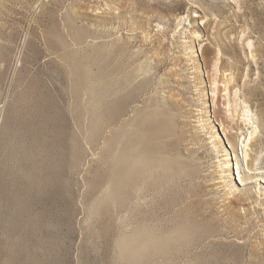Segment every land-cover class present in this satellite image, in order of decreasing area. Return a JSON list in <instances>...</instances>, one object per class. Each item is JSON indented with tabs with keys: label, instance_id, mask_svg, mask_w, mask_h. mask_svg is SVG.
I'll return each instance as SVG.
<instances>
[{
	"label": "rangeland",
	"instance_id": "rangeland-1",
	"mask_svg": "<svg viewBox=\"0 0 264 264\" xmlns=\"http://www.w3.org/2000/svg\"><path fill=\"white\" fill-rule=\"evenodd\" d=\"M167 263L264 264V0H0V264Z\"/></svg>",
	"mask_w": 264,
	"mask_h": 264
},
{
	"label": "bare ground",
	"instance_id": "bare-ground-1",
	"mask_svg": "<svg viewBox=\"0 0 264 264\" xmlns=\"http://www.w3.org/2000/svg\"><path fill=\"white\" fill-rule=\"evenodd\" d=\"M225 90L226 89H229V86L227 87H225L224 88ZM245 91V90H244ZM230 92H231V90H230ZM237 92H239V91H237ZM242 92V91H241ZM241 92H240V95H242L241 94ZM229 93V92H228ZM230 94V93H229ZM243 94H245L244 96H245V100L243 101V103H246L245 104V109H246V111H247V113L248 112H250L251 111V104H250V102H248L249 100H247V97H246V93L245 92H243ZM231 95V94H230ZM242 97V96H241ZM249 99V98H248ZM228 102H229V104H230V100H228ZM232 114V113H231ZM231 114H229L230 115V117H231ZM228 115V116H229ZM234 115V114H233ZM234 117V116H233ZM232 117V119L234 120V118ZM247 117H248V121L249 120H252L253 119V117H252V115H250V114H247ZM150 118V117H149ZM153 118V117H152ZM160 119V118H159ZM153 120H156V119H153ZM254 123V122H256L255 120L254 121H251V123ZM125 123V122H124ZM157 124V123H156ZM166 124V123H165ZM168 124V123H167ZM127 125H129V124H127ZM143 125H145V123L143 124ZM148 125V124H147ZM124 126V125H123ZM126 126V125H125ZM149 126V125H148ZM156 126V125H155ZM164 126H166V125H164ZM149 128V127H148ZM147 128V129H148ZM156 128H158L157 126H156ZM164 128V127H163ZM142 129V128H141ZM149 131V130H148ZM148 131H147V133H148ZM160 131V130H159ZM227 132V131H226ZM252 134V133H251ZM136 135V134H135ZM139 135V134H138ZM149 135V134H148ZM148 137V136H147ZM147 137H146V139H147ZM141 139V138H140ZM228 139H229V137H228ZM141 145V144H140ZM155 145V144H154ZM246 145H249L248 144V141L245 143V146ZM254 145H255V142H254ZM111 147V146H110ZM150 149V148H149ZM110 150V149H109ZM248 150V149H247ZM152 151V150H151ZM155 151V150H154ZM152 153V152H151ZM249 153V152H248ZM248 153H247V151H246V156L248 155ZM158 154V153H157ZM164 154V153H163ZM127 157V156H126ZM140 157V156H139ZM146 157V156H145ZM128 158V157H127ZM168 158V157H167ZM139 159V158H138ZM141 159V158H140ZM128 160V159H127ZM144 160V159H143ZM143 160H140V163H141V161H143ZM251 160V159H250ZM253 160V159H252ZM155 161V160H154ZM153 161V162H154ZM149 162V161H148ZM253 162V161H252ZM138 163V162H137ZM139 163V165H141ZM162 163V162H161ZM126 164H127V162H126ZM133 164V163H132ZM136 164V163H135ZM135 164H134V166H135ZM248 164H249V162H248ZM251 164V163H250ZM252 165V164H251ZM249 166V165H248ZM253 166V165H252ZM132 167V166H131ZM163 167V166H162ZM126 169V168H125ZM131 169V168H130ZM139 169H140V167H139ZM142 169V168H141ZM188 169V168H187ZM128 170V169H127ZM159 170V169H158ZM164 170V169H163ZM170 170V169H169ZM139 171H142V170H139ZM133 172V171H132ZM137 171H135V173H136ZM143 173V172H142ZM160 174V173H159ZM125 175V174H124ZM128 177V176H127ZM109 178V177H108ZM125 178V177H124ZM130 178V177H129ZM137 178V177H136ZM155 178V177H154ZM172 179V178H171ZM131 180V179H130ZM175 181H177V180H175ZM114 182H116V181H114ZM134 182H135V180H134ZM158 182V181H157ZM163 182V181H162ZM113 183V182H112ZM165 183V182H164ZM126 184V183H125ZM140 184V183H139ZM149 184V183H148ZM136 185H137V183H136ZM156 185V184H155ZM126 186H128V185H126ZM134 186V185H133ZM144 186V185H143ZM159 186H161V185H159ZM171 186V185H170ZM163 187V186H162ZM112 188V187H111ZM158 188V187H157ZM161 188V187H160ZM165 188V187H164ZM154 189V188H153ZM174 189H176L175 187H174ZM181 189V188H180ZM113 190V189H112ZM119 190V189H118ZM129 190V189H128ZM135 190V189H134ZM147 190V189H146ZM150 190H151V188H150ZM160 191V190H159ZM171 191V190H170ZM176 191V190H175ZM181 191V190H180ZM116 192V191H115ZM126 192V191H125ZM131 192V191H130ZM157 192V191H156ZM161 192V191H160ZM172 192H174V191H172ZM113 193V192H112ZM140 193V192H139ZM117 194V193H116ZM133 194H134V192H133ZM172 194V193H171ZM128 195V194H127ZM182 195V194H181ZM149 196V195H148ZM117 197V196H116ZM157 198V197H156ZM159 199V198H158ZM172 199V198H171ZM132 200V199H131ZM156 200V199H155ZM165 200V199H164ZM183 200V199H182ZM129 201V200H128ZM148 201V200H147ZM167 201V200H166ZM171 201V200H170ZM135 202V201H134ZM160 202V201H159ZM164 202V201H163ZM178 202V201H177ZM195 203V202H194ZM136 204V203H135ZM156 204V203H155ZM138 205V204H137ZM153 205V204H152ZM168 206H170V205H168ZM119 207V206H118ZM127 207V206H126ZM151 207V206H150ZM213 207V206H212ZM146 208V207H145ZM144 208V209H145ZM164 208V207H163ZM142 209V208H141ZM156 209V208H155ZM154 209V210H155ZM184 209V208H183ZM197 209V208H196ZM152 210V209H151ZM167 211V210H166ZM171 211V210H170ZM130 212V211H129ZM141 212V211H140ZM159 212V211H158ZM168 212V211H167ZM144 213V212H143ZM182 213V212H181ZM200 213V212H199ZM129 214V213H128ZM142 214V213H141ZM151 215V214H150ZM177 215V214H176ZM122 216V215H121ZM158 216V215H157ZM202 216V215H201ZM190 217V216H189ZM131 218V217H130ZM133 218V217H132ZM137 218V217H136ZM132 220V219H131ZM139 220V219H138ZM152 221V220H151ZM171 221V220H170ZM197 221V220H196ZM139 221H137L136 223H138ZM135 223V224H136ZM197 223V222H196ZM150 224V223H149ZM148 224V225H149ZM133 225H134V223H133ZM146 225V224H145ZM151 226V225H150ZM170 227V226H169ZM165 228V227H164ZM178 228V227H177ZM158 230V229H157ZM159 231V230H158ZM164 231V230H163ZM182 232V231H181ZM161 233V232H160ZM164 233V232H163ZM162 233V234H163ZM171 233H172V231H171ZM158 234V233H157ZM166 234V233H165ZM175 234V233H174ZM220 234V233H219ZM188 235H189V233H188ZM170 236V235H169ZM181 236V235H180ZM197 236V235H196ZM135 237H136V235H135ZM190 237V236H189ZM192 237V236H191ZM186 238H188V237H186ZM196 238V237H195ZM207 238V237H206ZM212 238V237H211ZM143 239V238H142ZM148 239V238H147ZM161 239V238H160ZM170 239V238H169ZM181 239H182V237H181ZM130 240V239H129ZM141 240V238L139 239V241ZM206 240V239H205ZM173 241V240H172ZM153 242H154V240H153ZM176 242H178V241H176ZM206 242V241H205ZM128 243V242H127ZM155 243H157V241L155 242ZM172 243V242H171ZM130 244V243H129ZM176 244V243H175ZM139 245V244H138ZM216 245V244H215ZM142 246H144V245H142ZM217 246V245H216ZM209 247V246H208ZM131 248V247H130ZM129 248V249H130ZM173 248V247H172ZM197 248V247H196ZM237 248V247H236ZM125 249V248H124ZM126 250V249H125ZM146 250V249H145ZM205 250V249H204ZM142 251V250H141ZM158 251V250H157ZM173 251V250H172ZM192 251V250H191ZM210 251V250H209ZM128 252H129V250H128ZM127 252V253H128ZM184 252V251H183ZM190 252V251H189ZM131 253H133L132 252V250H131ZM144 253V252H143ZM146 253V252H145ZM144 253V254H145ZM143 254V255H144ZM177 254V253H176ZM135 255H136V253H135ZM173 255V254H172ZM175 255V254H174ZM164 256V255H163ZM212 256V254L210 255V257ZM172 257V256H171ZM180 258H181V256H180ZM203 258V257H202ZM223 258V257H222ZM156 259V258H155ZM168 259V258H167ZM228 259V258H227ZM171 260H172V258H171ZM194 260V259H193ZM151 261V260H150ZM160 261V260H159ZM162 261V260H161ZM223 261V260H222ZM220 262V261H219ZM168 264V263H167ZM177 264V263H176ZM187 264V263H186ZM198 264V263H197ZM210 264V263H209ZM214 264V263H213ZM220 264V263H219Z\"/></svg>",
	"mask_w": 264,
	"mask_h": 264
}]
</instances>
